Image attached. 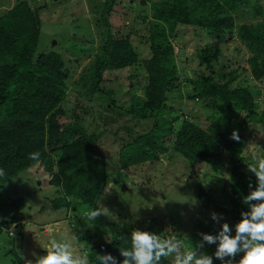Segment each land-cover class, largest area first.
Wrapping results in <instances>:
<instances>
[{"label": "trees", "instance_id": "trees-1", "mask_svg": "<svg viewBox=\"0 0 264 264\" xmlns=\"http://www.w3.org/2000/svg\"><path fill=\"white\" fill-rule=\"evenodd\" d=\"M104 1L108 2L92 11L99 33L97 47L95 39L78 42L83 47L79 55L88 52L90 62L75 82L72 64L78 67L81 60L65 59L57 49L39 52L41 24L27 4L17 3L0 16V169L5 173L0 187L39 166L50 175V184L61 188L57 209L95 206L109 172L96 134L99 124L92 100L105 95L106 111L119 110L132 121L152 123L143 134L133 133L132 141L120 149L123 167L183 158L191 167V178L198 180L199 199L218 203L235 231L241 212L248 211L243 197L250 192L249 184L254 189L257 183L247 165L264 159V0H126L125 5L150 6L151 13L142 18V27L131 22L124 35L112 33L108 19L123 0ZM189 29L209 41L192 55L179 48L182 32ZM237 40L239 45L231 49L229 44ZM193 61L199 70L179 68V63ZM137 66L147 81L124 107L117 94L106 92V78ZM176 91L182 97L177 104ZM203 102L205 123L191 113ZM234 130L239 141L230 139ZM133 149L136 154H130ZM32 153L39 157L30 158ZM176 226L163 216L140 227L110 225V242H96L86 257L89 264H99L96 254H111L122 262L119 249L130 248L134 228L162 238L175 234L182 240ZM211 247L216 249L205 246ZM160 264L174 260L162 258Z\"/></svg>", "mask_w": 264, "mask_h": 264}, {"label": "rangeland", "instance_id": "rangeland-1", "mask_svg": "<svg viewBox=\"0 0 264 264\" xmlns=\"http://www.w3.org/2000/svg\"><path fill=\"white\" fill-rule=\"evenodd\" d=\"M107 2L104 0H0V16L17 3L27 4L40 20L43 37L38 48L39 52L47 53L57 49L56 52L60 51L65 59L81 60L78 67L72 64V70L76 69V74L72 78V82H75L90 62L88 52L86 55H79L83 47L78 42L95 39V48L97 47L99 33L94 30L97 21H94L92 11L97 10V7H103ZM125 3L126 0H123V3L115 5L114 11L108 18L113 27L110 28L112 33L115 30L120 34H127L131 22H135L136 27H142V18L150 16V6H143L139 2L131 5ZM135 30L140 31L139 28ZM181 36L182 44L179 48L183 47L188 55L194 54L197 48L209 42L198 37L190 29L182 32ZM132 38H136L135 35ZM134 43L137 48L140 46L136 40ZM239 43L237 40L229 46L232 49ZM178 53L176 50V54ZM179 68L187 72L193 71L194 68L198 69L195 61L187 65L179 63ZM138 69L137 66L112 73L106 78V92L113 91L110 96L117 94L115 98L120 102L121 99L124 103L126 100H131L135 96L133 93L137 95L142 84L147 81ZM133 87H136L137 92L136 90L130 92ZM80 89L81 86H78V90ZM175 94L177 101L175 104H177L182 97L178 91ZM106 98L108 96H96L92 103L94 117L99 124L96 134L108 163L109 179L106 184L110 185L111 195L106 197L103 190L95 206H77L74 202L75 207L72 205L69 209L64 207L57 209L55 200L60 198L61 188L50 184L49 174L42 171L39 166L18 174L0 187V264H28V261H33L35 264V257L46 255L45 251L52 240L67 241L72 245L75 255L87 256V251L96 242H110V234H112L110 225H117L121 229L134 225L140 227L156 217H167L176 223L177 232L186 242L185 246L195 245L200 240L201 232L219 231L220 225L210 218L212 212L223 215L224 220L221 224L223 222L232 224L231 221H226L228 218L225 211L218 206V203L204 204L199 199L198 180L191 178V167L183 158L171 160L166 158L157 163L124 168L120 160V149L132 141L135 137L133 133L143 134L151 129L152 123L132 121L135 119L130 120L127 114L120 115L119 110L115 113L106 111L105 105L108 103ZM124 103L122 105L127 107L130 101ZM179 104L186 109L184 102ZM205 104V102L198 104L197 111L191 108V113L197 115L203 123L207 121ZM119 105L121 107V104ZM191 106L195 108V104ZM100 114H104L108 119L105 117L102 119ZM135 150H131L130 154H136ZM17 202H21V205L19 206ZM102 206L109 210L107 215L100 216L95 221H88L84 217L86 212ZM90 235L94 238L91 239ZM203 251L213 255L215 249L204 248ZM169 258L174 260V257ZM236 259L238 261L240 258ZM213 264H221V262L214 258Z\"/></svg>", "mask_w": 264, "mask_h": 264}, {"label": "clouds", "instance_id": "clouds-1", "mask_svg": "<svg viewBox=\"0 0 264 264\" xmlns=\"http://www.w3.org/2000/svg\"><path fill=\"white\" fill-rule=\"evenodd\" d=\"M230 139L239 141L238 131L234 130ZM38 157V153L30 154L32 159ZM247 168L255 175L257 183L254 189L250 183V192L243 197L242 202L248 206V211L241 212L240 221L234 225V236L228 223L221 224L223 215L212 212L210 218L220 225V230L216 235L199 233L201 239L195 245L186 247L175 234L162 238L154 232L134 228L130 233V248L119 249L124 258L122 262L111 254H96V260L99 264H160L162 258L174 257V264H213L214 258L221 264H264V159L247 165ZM4 175V170L0 169V177ZM104 193L106 197L111 195L109 184H106ZM108 213L109 210L102 206L86 212L84 217L95 221ZM206 245H216L213 255L203 251ZM46 252L44 256L35 257V264H89L86 255H75L67 241L52 240ZM238 254L243 255L237 261Z\"/></svg>", "mask_w": 264, "mask_h": 264}, {"label": "water", "instance_id": "water-1", "mask_svg": "<svg viewBox=\"0 0 264 264\" xmlns=\"http://www.w3.org/2000/svg\"><path fill=\"white\" fill-rule=\"evenodd\" d=\"M125 187V186H124ZM45 254H47V252L45 251Z\"/></svg>", "mask_w": 264, "mask_h": 264}]
</instances>
